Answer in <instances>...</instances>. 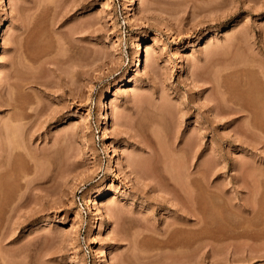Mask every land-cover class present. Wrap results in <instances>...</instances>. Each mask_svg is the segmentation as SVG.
I'll return each instance as SVG.
<instances>
[{
  "label": "rangeland",
  "instance_id": "1",
  "mask_svg": "<svg viewBox=\"0 0 264 264\" xmlns=\"http://www.w3.org/2000/svg\"><path fill=\"white\" fill-rule=\"evenodd\" d=\"M246 102L264 128V0H0V264H264Z\"/></svg>",
  "mask_w": 264,
  "mask_h": 264
},
{
  "label": "bare ground",
  "instance_id": "2",
  "mask_svg": "<svg viewBox=\"0 0 264 264\" xmlns=\"http://www.w3.org/2000/svg\"><path fill=\"white\" fill-rule=\"evenodd\" d=\"M142 65H143V59L141 58V56H139L138 58H137V63H136V67H137V69H140V68H142ZM226 85H227V83L225 84V88H226ZM248 94H249V92H248ZM247 97V96H246ZM251 99H253V98H251ZM240 100V99H239ZM245 100L247 101V99L245 98ZM249 101V100H248ZM252 101V100H251ZM244 102V101H243ZM246 103H248V102H246ZM239 104V103H238ZM253 104V103H252ZM15 106V105H14ZM163 107V106H162ZM160 108V107H158L157 109H159V117L157 118L158 119V121L159 122H161V124H163V123H165L166 121H165V118H166V115H167V111H166V109H164V107L163 108ZM259 107V106H258ZM258 107H257V109H256V106H251V104H249L248 103V105L247 104H239V107H237V108H233L232 110L234 111V112H237V113H241L242 114V116L243 117H248V116H250L252 119V121L253 120H255V122L256 123H254V125H255V127L256 128H258V130H261L263 127H262V124H261V115H262V112H260V109H258ZM15 108H16V106H15ZM262 110V109H261ZM154 111V110H153ZM155 113V112H154ZM264 114V113H263ZM14 117H12L11 119H13V120H17L18 119V117H17V115H13ZM229 118V117H228ZM156 119V118H155ZM153 120V119H152ZM163 120H164V122H163ZM157 121V122H158ZM230 122L232 121H234V119L232 120V119H230L229 120ZM261 121V122H260ZM167 125V124H166ZM163 127H165V124H164V126ZM165 129V128H164ZM264 129V128H263ZM249 131V129H248V127H246V126H244L243 127V129L241 130V134H242V137H245L246 138V135H247V132ZM152 136V135H151ZM188 142V146H187V151L188 150H190V151H192V150H194L195 152L198 150V148L196 147V144H195V140L192 138V137H190V139L187 141L186 140V143ZM142 144H143V149H150L153 153H156V151H157V147H154L155 145H153V143H155L154 141L152 142V140H149V141H145V143L142 141L141 142ZM160 143V142H159ZM156 145H157V143H155ZM185 148V147H184ZM160 150H162V151H164L165 149H164V147H160ZM184 151H185V149H183ZM138 159V158H137ZM136 160V159H135ZM139 160V159H138ZM141 160V159H140ZM173 160V159H172ZM171 160V161H172ZM137 162L138 161H136V164H137ZM142 165V164H141ZM141 165L139 164V166L141 167ZM138 166V167H139ZM177 166V165H176ZM137 167V166H136ZM137 167V168H138ZM139 167V168H140ZM144 166H142V168H143ZM141 169V168H140ZM144 169H145V167H144ZM143 169V170H144ZM153 169V168H152ZM172 169V168H171ZM176 169H178V168H176ZM175 169V170H176ZM146 170V169H145ZM141 172H142V170H140ZM181 173V172H180ZM192 173V172H191ZM173 171L171 172V174H170V176H169V178L172 180V181H174V184L176 183V187H177V191L179 192V195H180V197H181V199H182V201H183V199H186V198H188V200H189V203H190V205H189V208H188V211H186L185 209H184V207L182 206V204L184 203V201L182 202L180 199H176L177 201H178V205H180V208L185 212V216H186V220L187 221H190V220H192V222H191V225H192V227L191 228H187V227H176L180 232H182V230L183 229H188L189 231L191 230V232H192V234L194 233L195 235L194 236H196V235H198L199 233H200V229H202V228H204V227H202V228H200L201 227V223H203V221H202V218H201V214L200 213H202L201 212V210L203 209V208H201V194H200V191H199V181H200V176L199 175H194L193 176V174L191 175V174H189V177L191 178L190 179V183H191V187L190 188H186L185 189V187H181L180 186V184L178 183L179 182V178H177L178 177V173L177 174H173ZM180 177V176H179ZM155 179V178H154ZM180 186H178V185ZM181 184H183V183H181ZM7 186V185H6ZM174 186V187H175ZM9 189V188H8ZM12 189V188H11ZM189 189V190H188ZM186 197V198H185ZM204 219V218H203ZM205 223V222H204ZM175 230V229H174ZM177 231V230H176ZM183 231H185V230H183ZM167 232H168V230H167ZM202 233V232H201ZM206 233H208V232H206ZM243 232H241L240 234L239 233H237L238 235H236V234H229V233H223L222 235H221V233L219 234V233H217V234H219V235H221V236H218L216 233H215V236H213V235H210V238L212 239H214V240H222V241H227V240H231V239H235V238H238V237H243V238H245V234H242ZM180 234V233H179ZM213 234V233H212ZM177 235V234H176ZM170 236H171V234H170ZM193 236V235H192ZM250 236V235H249ZM166 237V236H165ZM197 237V236H196ZM195 237V238H196ZM246 237H247V235H246ZM177 239H179V238H177ZM197 239V238H196ZM195 239V240H196ZM1 240V239H0ZM171 240V239H170ZM169 240V241H170ZM184 240V239H183ZM177 241V240H176ZM180 241V240H179ZM182 241V240H181ZM188 241V240H187ZM229 242V241H228ZM178 243V242H177ZM183 243V242H182ZM190 243H192V241H190ZM194 244H196V241H194L193 242ZM192 243V244H193ZM1 244V243H0ZM184 244V243H183ZM186 244V243H185ZM187 244H189L188 242H187ZM186 244V245H187ZM193 244V245H194ZM180 246V245H179ZM182 246V245H181ZM183 246H185V245H183ZM189 246V245H188ZM1 249V248H0ZM0 256H3V254L1 255V253H0ZM4 259V258H3ZM3 261V260H2Z\"/></svg>",
  "mask_w": 264,
  "mask_h": 264
}]
</instances>
